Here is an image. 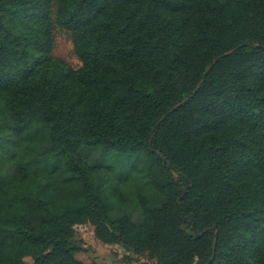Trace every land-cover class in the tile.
<instances>
[{
	"label": "trees",
	"instance_id": "obj_1",
	"mask_svg": "<svg viewBox=\"0 0 264 264\" xmlns=\"http://www.w3.org/2000/svg\"><path fill=\"white\" fill-rule=\"evenodd\" d=\"M84 221L158 264H264V0H0V264H86Z\"/></svg>",
	"mask_w": 264,
	"mask_h": 264
},
{
	"label": "rangeland",
	"instance_id": "obj_2",
	"mask_svg": "<svg viewBox=\"0 0 264 264\" xmlns=\"http://www.w3.org/2000/svg\"><path fill=\"white\" fill-rule=\"evenodd\" d=\"M52 36L53 54L64 59L73 68H78L81 65V61L75 54L70 32L57 24H54ZM93 154L95 153L93 152ZM96 155L99 158H104L102 159V162L109 165V168L114 176H122L130 171V163L126 158L114 156L102 157L101 155ZM137 169L138 166L130 171L132 180L131 184H129L130 191H133L136 188V185L141 182ZM74 228L76 238L82 240V250L77 251L75 256L83 263L158 264L156 258H151L146 253L137 254L133 249H125L121 244L105 243L97 235L94 226L87 221L76 223Z\"/></svg>",
	"mask_w": 264,
	"mask_h": 264
}]
</instances>
